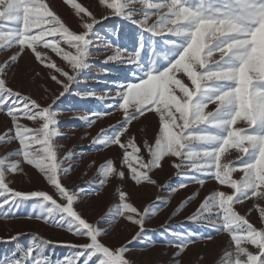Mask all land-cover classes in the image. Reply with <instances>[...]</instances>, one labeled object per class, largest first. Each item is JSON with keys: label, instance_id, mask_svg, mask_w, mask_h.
I'll list each match as a JSON object with an SVG mask.
<instances>
[{"label": "snow or ice", "instance_id": "1", "mask_svg": "<svg viewBox=\"0 0 264 264\" xmlns=\"http://www.w3.org/2000/svg\"><path fill=\"white\" fill-rule=\"evenodd\" d=\"M62 6L75 25L53 0H0V114L8 121L0 147L13 146L0 154V217L16 218L31 204L28 219L81 242L16 231L0 237L15 244L0 264H137L127 256L130 245L155 246L150 231L173 249L168 264H264V0H98L100 11L82 0ZM110 18L121 23L109 24ZM123 22L129 32L122 41ZM102 49L111 51L102 63L123 74L103 81L99 94L79 91ZM96 71L107 77L112 69ZM72 97L103 105L79 115L89 128L117 116L90 140L97 151L115 148L116 155L98 166L93 161L96 171L82 183L70 176L80 164L90 166L86 153L61 155L57 142L66 136L59 130L60 106ZM149 116L154 125L137 129L138 137L134 124ZM165 163L175 184L172 176H156ZM15 175L31 187H13ZM208 183L213 187L201 195ZM189 186L160 228L149 229L147 222ZM140 189H155L154 198L137 204L133 194ZM245 202L250 207L242 213ZM94 203L104 211L88 212ZM178 214L197 227L173 224ZM129 225V240L106 242ZM221 234L219 259L196 253L185 261L190 249L206 248ZM24 235L30 236L26 247ZM49 246L72 251L53 260Z\"/></svg>", "mask_w": 264, "mask_h": 264}, {"label": "rangeland", "instance_id": "2", "mask_svg": "<svg viewBox=\"0 0 264 264\" xmlns=\"http://www.w3.org/2000/svg\"><path fill=\"white\" fill-rule=\"evenodd\" d=\"M81 2V0H78ZM82 2L88 6H92L96 11H100V8H96L98 0H82ZM53 3L56 5L57 10L62 16L67 19L70 23L75 25V20L72 17L67 6H62L63 0H53ZM121 23V21L116 18H110L109 24L111 23ZM129 32V27L127 26V22H123V26L121 28L120 36L123 39L126 37V34ZM102 35L107 36L108 40L113 41L115 43L116 37L108 35L107 33L102 32ZM111 54V51H110ZM109 55V54H108ZM3 57V53H0V58ZM106 57V56H105ZM105 57H98L93 59L91 63L94 65L92 69L87 72L86 83H82L79 86V91L83 92L86 90H95L98 94L103 91V81L105 80H113L118 79L123 73L119 70L118 67L102 63ZM58 59V58H57ZM109 67L112 69L111 74L107 77L103 75H97V68ZM123 67V66H120ZM99 80L101 83H97ZM16 83L15 81L13 82ZM104 103H110V101H106ZM99 106V107H97ZM103 105L100 101L95 98L81 99L79 97H72L70 100L66 101L63 105L60 106V111H62V115L59 116V125L60 131L65 133L66 136L58 137L57 142L60 145H63L64 148L61 150V155L63 152L67 151V149H72L75 153H86L84 156V163L89 164V167H84V164H80L79 167L75 169L71 173L70 179L77 183H82L83 181L90 180L95 171V167H91L92 162L98 166L102 163L106 158L114 157L117 153V149L113 148L111 150H100L91 147L90 140L94 137L101 128H106L110 124L114 123L117 119L115 113L110 118H101L98 120L92 127H87L86 123L83 120H80L79 115L87 114L89 109L100 110ZM4 118L0 122V131L4 130L5 125L8 123L4 114H2ZM100 122V126L95 127L96 124ZM155 123V118L149 116L147 121H144L142 124L136 125L134 124L132 131L139 137L140 133L137 129L147 127L151 129V127ZM30 126H32L30 124ZM13 146H8L7 148L0 147V154H4L7 150H10ZM30 170V169H29ZM156 176L161 180L166 179L169 176L173 177V182L175 184L176 177L173 175V169L165 163L163 171L157 172ZM113 183H116L113 181ZM12 186L19 188L21 190H28L31 186L22 181V177L20 175H15L12 177ZM213 187L212 183H208L207 186L202 190L201 195L206 194L209 189ZM111 190V189H109ZM193 190V186H189L187 191H181L176 194L169 205L168 208H164L160 211L155 217L150 219L147 222V227L149 229H159L160 225L164 223L165 219L171 215V211L175 206H178V202L182 200L186 194H190ZM155 189L145 190L140 189L138 193L133 194V200L136 201L137 204L141 203L147 196H152L154 198ZM162 195H167V193H162ZM195 205L192 206L188 211L193 210ZM250 207L249 202H245L243 208L241 209L242 213L244 209ZM32 211L31 204H28L22 209L17 210L16 218L5 219L0 217V237L11 235L16 231H22L25 233L28 232H36L40 236L45 237L50 240H63V241H72L75 243L81 242L78 238L74 237L72 234L68 233L65 230H61L58 228L50 227L48 225L43 224L40 221L30 220L28 219L29 213ZM88 212H92L93 215L104 211L102 204L94 203L92 208L87 209ZM87 214V213H86ZM188 213L185 212L184 215ZM250 219L253 223L258 224V215L256 213H252L250 215ZM184 220V216L177 215L172 223L176 224L177 221ZM184 228L194 229L197 226L193 223H190L184 220L183 223ZM129 229H131V225H129ZM134 234V229L131 230H120L117 229V232L112 236L106 237V242L111 245L119 246V244L123 243L126 240L131 238V235ZM149 236L152 237V240L156 242L155 246H149L148 244H143L140 242H133L130 245V251L127 253V256L137 262V264H168L170 258L172 257L173 249L170 247H165L164 240L160 236L158 231H150L148 233ZM30 241V236L24 235L20 238V243L25 247L28 245ZM225 236L223 234L217 235L214 243L209 244L206 248L203 245H197V247L189 250L188 255L184 257L185 261H193L196 259V253H200L205 255L209 261L217 260L220 256L223 255V250L225 248ZM15 244L9 243H0V257H2L5 253H10ZM51 253V257L53 260L62 259L64 256L69 255L71 253V249L67 247L58 246L53 248L49 246L46 250Z\"/></svg>", "mask_w": 264, "mask_h": 264}, {"label": "bare ground", "instance_id": "3", "mask_svg": "<svg viewBox=\"0 0 264 264\" xmlns=\"http://www.w3.org/2000/svg\"><path fill=\"white\" fill-rule=\"evenodd\" d=\"M108 54H110V51H108V52H106V51H104L103 49L100 51V54H99V57L101 58V57H105L106 55H108ZM33 95H36V93H33ZM4 118L2 117V114H0V122L3 120ZM101 124H100V122L98 123V124H96V126L95 127H98V126H100Z\"/></svg>", "mask_w": 264, "mask_h": 264}]
</instances>
